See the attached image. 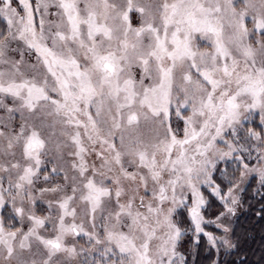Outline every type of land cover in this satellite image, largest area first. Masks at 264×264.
Instances as JSON below:
<instances>
[{"label": "snow or ice", "instance_id": "obj_1", "mask_svg": "<svg viewBox=\"0 0 264 264\" xmlns=\"http://www.w3.org/2000/svg\"><path fill=\"white\" fill-rule=\"evenodd\" d=\"M0 20V264H188L189 231L226 264L242 185L264 189V0H0Z\"/></svg>", "mask_w": 264, "mask_h": 264}, {"label": "trees", "instance_id": "obj_2", "mask_svg": "<svg viewBox=\"0 0 264 264\" xmlns=\"http://www.w3.org/2000/svg\"><path fill=\"white\" fill-rule=\"evenodd\" d=\"M255 162L252 161L250 166ZM237 168V164L233 160L222 162L218 165V171L215 173V178L218 183H222V187L227 184V180L223 178V172L227 169L229 177ZM238 176L239 173L237 172ZM243 191L240 193L242 206L238 210L237 216L233 218V229L235 240L239 245V250L235 254L232 252L223 253V259L226 264H231L232 260L245 259L247 264H264V218L258 213L264 208V189H259V181L257 177L249 179L243 186ZM259 189V190H258ZM205 195L208 192L205 191ZM219 202H216L213 207L205 213L207 219H214L215 213L219 210ZM179 220L184 228L191 227L188 219V214L184 210L180 211ZM206 231L219 234V229L213 225H206ZM185 247L188 249L190 259L188 264H211L214 259V250L210 248L207 238L201 236L199 245L193 242L191 231L185 236Z\"/></svg>", "mask_w": 264, "mask_h": 264}, {"label": "rangeland", "instance_id": "obj_3", "mask_svg": "<svg viewBox=\"0 0 264 264\" xmlns=\"http://www.w3.org/2000/svg\"><path fill=\"white\" fill-rule=\"evenodd\" d=\"M0 25H2V20H0ZM257 123H258V121H257ZM221 147H223V145H221ZM253 161H254V160H253ZM222 162H223V161H222ZM222 162H221V163H222ZM254 162H255V161H254ZM221 163H220V164H221ZM251 163H252V161L250 162V164H251ZM244 185H245V184H244ZM244 185H242V187H243ZM39 207H40V208H43L44 205H40ZM180 211H181V210H180ZM180 215H181V213H179V216H180ZM80 242L83 244V243H84V240H81Z\"/></svg>", "mask_w": 264, "mask_h": 264}]
</instances>
